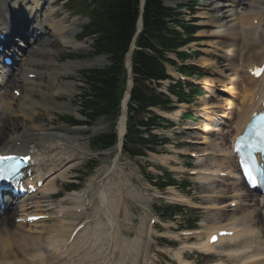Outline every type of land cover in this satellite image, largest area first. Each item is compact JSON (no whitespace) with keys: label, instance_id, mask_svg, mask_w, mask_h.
<instances>
[{"label":"bare ground","instance_id":"bare-ground-1","mask_svg":"<svg viewBox=\"0 0 264 264\" xmlns=\"http://www.w3.org/2000/svg\"><path fill=\"white\" fill-rule=\"evenodd\" d=\"M210 2L212 3L213 0H210ZM218 4H212V16L207 17L204 21V24L210 28L204 35L214 40L213 47L224 45L222 47H225L223 55L227 62L226 72H224L223 78H217V80L209 79L206 81L207 79H204L203 81L205 82L203 84H210V87H212L214 82H218L227 93L237 97V100L231 101L228 98H224L221 104L213 107L214 109L211 112L217 111L220 118H223V120L227 119L223 123L221 137H202L204 141L200 143L204 144L206 142V144L201 148L206 153L207 158H202L198 162H201L200 165L203 170L208 172L197 170L195 179L202 186L201 192L207 194L208 203L204 208L214 211L210 212L207 221L203 222L201 226L203 230L209 233L223 225H226L224 226L226 229L232 226H240V228L237 227L231 237L219 238L213 245L201 243L198 246L208 251H214L215 255H224L226 257V263H224L225 260L219 258L218 261L211 264H264V241L262 245L259 244L262 237L258 238V233L255 229L257 225H264V204L259 205L257 198H250L255 193L247 191L242 185V181L240 179L237 180L232 156L226 148L220 147L217 142V139L220 142L222 140L225 141L226 135L230 133V130H237L242 127L247 122L249 115L258 109L256 99L264 96V90L258 91L259 87L264 86V81L253 79L246 72V66L252 67L264 59V0H223L219 6ZM22 17V13L16 15V18ZM43 28L49 30L51 35H53L56 32L61 33L60 30L66 27L64 22L58 19L50 24L41 22L40 30H43ZM73 29L75 28L73 27ZM71 34L75 35L73 31ZM59 39L63 41L62 44L64 46H67L70 41L67 35H63ZM76 44H73L72 47ZM37 49H44L50 54L52 46L41 42ZM23 53L28 54L27 58H31L30 55H38V51L31 43L23 49ZM52 57L53 54H50V56L45 58V61H49L51 65L47 63V78L43 87L23 86V90L32 100L25 102L21 97L20 99L22 100L18 99L14 102L16 117L21 115L20 123H16L18 119H12L15 121L14 125H6L9 119L3 118V114L4 111L11 109L9 103L11 97H9L6 90L0 92V116L2 115V119L0 117V153L4 150L20 152L23 150L27 140L35 139L39 141L42 150V154L40 152L41 159L37 157L38 150H32L36 162L43 163L42 161H44L45 164H48L55 171L54 175L46 182L45 191L48 193L55 192L56 178H66L71 168H67L66 164H71L73 159L62 160V156L67 152L72 153L80 149L83 150L76 143L77 130L66 129L62 126L45 127L43 124H39V121L35 118L37 110H34V107L37 105L36 103L43 105V108L51 107L50 109L55 111H60L59 109L66 107L68 101L54 102L53 100L54 104H51L49 95L52 93V86L55 85L53 83L55 77L53 76L60 70L65 73L74 70V65L79 66V63L73 60L62 63L60 69L53 64ZM255 57H257L256 61L253 60ZM105 62L106 60L103 56H98L88 62V65H102ZM224 73L222 72V74ZM8 81L9 79L3 81L0 78V84ZM73 90L74 87L70 82H65L64 88L61 87L59 89L60 92L66 91L68 94L73 92ZM124 105L125 103L122 101L123 108ZM208 106V103L203 101L202 108L206 109ZM212 106H215V104ZM203 126L206 132L209 129L217 130L206 125V123ZM123 127L124 116L122 114L117 125L119 134L123 132ZM64 144L66 145L65 147L63 146ZM214 157L215 159L211 160ZM160 159L164 158L161 157ZM116 166V163L107 166L104 169L105 177L108 178V174L115 173L113 171L116 170ZM59 168L63 171L57 172L56 170ZM118 173H122L120 169ZM220 173H223L224 177H220ZM111 185H113V182L109 181V179H107V183L102 182V185L95 193L98 206L92 211V205L87 202L85 191L82 192V198L86 200L84 204L83 201L77 203L75 197L68 194L67 199H70L73 205L71 207L60 206L54 215L49 216L55 222H51L49 225L45 222L50 218L33 224L13 223V216L9 215L4 219L0 218V264H75L74 261H69L68 256V260H66L67 254H74L76 264H104V262L109 264L112 258L116 261L115 264H120L118 263L120 260L118 261L116 256L119 259L121 258L122 263L123 257L129 258L126 255H134L136 257L135 263L142 262L147 250V243L144 237L139 236L132 241L126 240V246H123V250H121V246H118L119 238L124 229L118 222L117 212L121 206L124 211L126 210L123 205L124 198L122 195V192L125 191L126 181H121L115 187L117 189L114 188V190H111ZM217 189L219 190L217 191ZM130 197L134 198L135 194ZM218 198L226 200H223V203H218ZM237 201L241 202V204L237 203ZM252 201L253 203H251ZM231 203H235L236 211L234 210L235 212L227 214L225 211H232L230 209ZM77 206L81 208L82 215L85 214V209L88 210L89 215H86L85 221L92 216L94 222L87 220L86 225L83 224V230H78L73 239L69 241L75 221L80 216L76 212ZM88 206L89 208L87 209ZM123 213L127 215L125 212ZM8 214L11 215V213ZM40 214L42 212L32 213V215ZM25 216L23 214L19 215L22 220H24ZM26 226L27 228H25ZM97 228H99V231L95 232V239L99 248L97 250L89 249L85 252L77 251V239L86 235H93V231ZM142 233L144 234L145 230H142ZM252 246L253 249L251 248L250 250ZM246 248L249 251L245 253L243 250ZM110 251L112 253L108 254Z\"/></svg>","mask_w":264,"mask_h":264},{"label":"trees","instance_id":"trees-1","mask_svg":"<svg viewBox=\"0 0 264 264\" xmlns=\"http://www.w3.org/2000/svg\"><path fill=\"white\" fill-rule=\"evenodd\" d=\"M138 15V0L94 1V11L91 12L93 25L90 32L99 35L96 43L97 50L110 54L112 65L104 71L89 72V78H94L90 91L94 93L96 99L93 101L85 99L87 108L107 114L113 113L114 109L111 107L116 106L120 93L123 56L133 35ZM168 16L170 11L162 6L161 0H145L142 13L143 30L136 40L138 49H135L132 54L133 70L139 82L143 79L163 76L159 57L160 47L174 46L177 44L175 40L181 38L180 33L167 29ZM182 26L185 29L186 25L182 24ZM185 33L190 37L191 29L186 27ZM133 99L138 102L139 110L147 105H164L165 103L153 93L146 95L139 89L133 92ZM109 138L112 139V135L102 136L100 140L105 141Z\"/></svg>","mask_w":264,"mask_h":264},{"label":"rangeland","instance_id":"rangeland-1","mask_svg":"<svg viewBox=\"0 0 264 264\" xmlns=\"http://www.w3.org/2000/svg\"><path fill=\"white\" fill-rule=\"evenodd\" d=\"M211 11H210V7H204L203 5H198L197 9H196V16L201 17L203 20V17H207V16H211ZM85 21L84 19H81L80 22ZM208 31V30H207ZM207 31H203L207 32ZM210 46V42H207V47L209 48ZM213 49V48H212ZM209 60L206 62V64H204V66H214L218 69H221L222 71H224V66H225V58L223 55H219V57L214 58V57H208ZM212 58V59H211ZM90 59H86L84 61H88ZM212 61V62H209ZM98 66V65H95ZM74 78L76 80H81L80 76L77 74L74 76ZM65 81V80H63ZM62 81H57L55 83V88L59 87L62 85ZM76 83V82H75ZM77 84V83H76ZM220 88V87H219ZM77 91H75L76 93ZM75 96L73 95L70 100L73 101V103L75 102ZM69 99V98H65ZM205 101L209 102L211 100H209L208 98H205ZM197 106H201L200 102H198V104H196ZM40 114L42 115L41 118H43V121L45 123H42L44 125H46L47 127H50V121L51 120L52 126L54 125H63L64 127H67L66 125L59 123L56 119H53L52 113H47V112H43L41 111ZM60 116H66V115H75V117L79 118L75 113H68V112H63V113H57ZM68 128V127H67ZM107 129V125L105 124V121L103 120H99L98 122H96L93 127L91 128V130L89 129V132L91 131L92 133H89L90 135H94L97 134L99 132H103ZM161 131V130H160ZM83 135L77 134V139H78V144L79 146H83L85 147L86 152L81 154L83 156V160H81V164L76 166L73 170H71V172L67 173V177H69V179L71 180V177L77 173L79 177L83 178V181L80 185V190H86L88 195H89V199L93 200L94 203L96 204V197H95V193L99 188V183L101 185V182L103 181V183H107L106 182V177H104V174L101 172L102 168L105 166H109V164L112 161V158L114 157V155L116 154V150L112 149L111 151H105L103 152V154L100 157H97L96 154L94 156H92L89 152L90 151V143L87 141H80L79 139H82ZM85 136V135H84ZM187 137H190V134L186 135ZM38 143L36 141H34L33 145H37ZM185 149V148H184ZM190 149H194V147H191ZM200 150V149H199ZM86 154V156H85ZM90 154V158H87V155ZM86 158V159H85ZM93 158V159H92ZM121 159H119L118 161V166L119 168L121 167L123 170L122 176L127 177L130 180V184L133 187V189L135 190V197L131 199H129V197H126V200L128 202V204H125L126 210L124 211V209H120L117 212V219L119 224H121V226L123 227L124 231L121 233L120 239L121 237H123V235L125 236L123 241H125L127 238H134L136 236H138V232L140 230H142V221H145V218H141L143 216V214L141 213V211L138 209V206L140 205V203L144 204V205H149L153 204V201H150V194L149 191L145 188L144 186V180L142 178V176L140 175V173L143 171L142 170V165H138L139 164V159L135 158V159H131L128 158L126 156H121ZM89 160V161H88ZM94 161L95 160V167L93 168L91 173H79L80 171L83 172L85 166L87 165H91V163H86V162H90V161ZM143 160V159H142ZM195 162L192 163V166L194 165ZM134 175V176H131ZM119 178L121 177H117V176H112V179H117L119 180ZM179 179V177H176ZM191 182H193V179H190ZM57 188H58V192H60V187L64 186L63 183V179L61 180H57L56 182ZM201 189V187L194 181L192 183V187L191 190L188 191V195L189 196H194L197 195L198 198H196L197 202H203L204 200H201L200 195H199V190ZM144 194V195H143ZM66 193H63V196H65ZM124 196H126V194L123 193ZM64 201H68V200H63ZM56 203H58L57 200H55ZM167 203L164 202H157L156 206H163ZM123 212L127 213V215H125ZM206 213H199L198 214V218H202V215H204ZM188 216L186 217H182L181 219L178 218L176 219L177 222H183V220H185ZM180 219V220H179ZM191 219V216L188 217V220ZM123 248V247H122ZM116 259L119 260V258L116 256ZM216 258H210V260H215ZM207 260H209L208 258H200L199 261L200 263H205L207 262ZM125 264H132V261L128 259H126L124 261Z\"/></svg>","mask_w":264,"mask_h":264},{"label":"snow or ice","instance_id":"snow-or-ice-1","mask_svg":"<svg viewBox=\"0 0 264 264\" xmlns=\"http://www.w3.org/2000/svg\"><path fill=\"white\" fill-rule=\"evenodd\" d=\"M260 71H264V70H258L256 72V75H259ZM253 131H254L255 135L259 138V140L261 142H264V115H262L256 123H254L250 126L249 132L251 133ZM238 149H239V145H238ZM0 159H7V158L0 157ZM241 163H242V166L244 168L246 175L249 177V179L253 183H255L256 177L253 174V166L256 163L255 157H250L249 161H244L242 159ZM0 171H2V170H0ZM0 178H3L2 175H0Z\"/></svg>","mask_w":264,"mask_h":264}]
</instances>
